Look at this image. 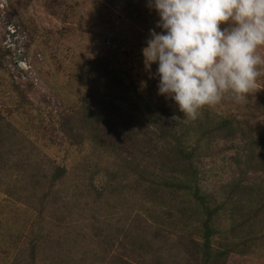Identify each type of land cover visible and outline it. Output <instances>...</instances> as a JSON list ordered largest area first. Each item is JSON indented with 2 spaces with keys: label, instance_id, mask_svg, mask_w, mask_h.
<instances>
[{
  "label": "rangeland",
  "instance_id": "1",
  "mask_svg": "<svg viewBox=\"0 0 264 264\" xmlns=\"http://www.w3.org/2000/svg\"><path fill=\"white\" fill-rule=\"evenodd\" d=\"M158 21L147 0H0V115L16 131L0 155V264H199L187 243L195 233L169 226L189 218L187 199L173 200L171 212L152 203L130 173L119 178L115 194L102 200L92 194L91 182L92 189L101 190L108 171L124 166L109 145L103 152L92 143L76 116L85 98L100 97L105 77L113 75L144 104L181 114L173 100L158 95V65L151 72L144 67L142 49L150 29L161 31ZM122 93L111 97L113 103L121 102ZM116 109V121L128 122L129 108ZM208 116L231 119L242 129L235 141L218 142L210 151L203 150V142L196 165L201 191L211 195L244 172L233 162L245 153L247 137L253 132L264 137V88L246 104L225 100L206 107L199 118ZM97 125L104 131L105 122ZM195 129L191 145L202 141ZM56 167L67 170L59 183L51 181ZM93 170L98 174L90 181ZM249 176L250 185L258 182L254 173ZM246 215L252 223L264 216ZM231 239L218 236L213 249L225 251L222 244L231 247ZM240 240L247 255L231 254L225 264H264V227L258 237ZM32 242H39L35 251Z\"/></svg>",
  "mask_w": 264,
  "mask_h": 264
},
{
  "label": "trees",
  "instance_id": "2",
  "mask_svg": "<svg viewBox=\"0 0 264 264\" xmlns=\"http://www.w3.org/2000/svg\"><path fill=\"white\" fill-rule=\"evenodd\" d=\"M105 79L103 94L100 97H86L76 116H80L85 122V130L90 132V138L96 147L104 152L109 145L112 155L117 154L124 171H108L107 184L101 190L92 189L91 182L89 187L92 194L101 200L108 194H115L119 190V178L126 179L130 173L138 179L140 185L145 186L146 193L152 196V203L165 206L171 212L173 200L178 196L187 199L189 218L185 221L172 220L169 226L180 233L188 228L195 233L187 243L198 253L199 264H213L215 260L219 264H225L231 254L247 255L248 251H242L246 249H242L240 237H258L264 227V137L257 138L255 132L247 137L249 141L245 153L237 155L233 162L238 168L242 166L244 171L238 179L233 177L231 181L222 184L217 194H203L200 167L196 165L202 154L203 142H207L203 149L207 152L218 142L235 141L242 129L231 119H220L217 116L198 118L194 122L186 121L179 110L181 114L173 115L155 104H144L139 94L128 92V87L116 75ZM121 92L126 95L116 105L111 97H121ZM122 106H127L130 110L128 122L125 121L127 118L121 122L116 121V108ZM100 112L104 120L98 115ZM174 116L179 118L173 119ZM111 118L112 123H115L113 125L109 121ZM99 121L101 124L105 122L104 131L99 129ZM106 124L110 127H106ZM195 127L200 129L202 143L198 140L191 145V139L196 138L191 134L198 133ZM15 132V128L0 115V155ZM121 146H126L125 151ZM118 154L124 156L120 157ZM54 169L51 181L59 183L67 175V170L62 167ZM90 172H93L89 178L92 181L98 171ZM249 172V175L254 173L257 183L249 184L253 181ZM250 211L262 213V220L252 223L246 217ZM191 222L194 225H189ZM246 225L251 227V231ZM224 234L232 237L230 242L233 245L228 247L230 245L226 241L222 244L225 251L214 250L215 239ZM31 245V251H35L39 242H32Z\"/></svg>",
  "mask_w": 264,
  "mask_h": 264
},
{
  "label": "clouds",
  "instance_id": "3",
  "mask_svg": "<svg viewBox=\"0 0 264 264\" xmlns=\"http://www.w3.org/2000/svg\"><path fill=\"white\" fill-rule=\"evenodd\" d=\"M147 3L161 31L150 29L144 67L158 65V95L173 100L186 121L225 100L246 104L264 88V0Z\"/></svg>",
  "mask_w": 264,
  "mask_h": 264
}]
</instances>
